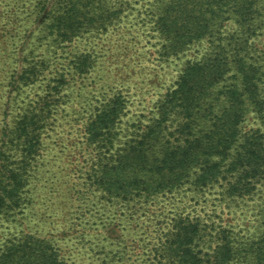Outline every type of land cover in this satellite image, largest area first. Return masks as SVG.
<instances>
[{
    "label": "rangeland",
    "instance_id": "obj_1",
    "mask_svg": "<svg viewBox=\"0 0 264 264\" xmlns=\"http://www.w3.org/2000/svg\"><path fill=\"white\" fill-rule=\"evenodd\" d=\"M73 1L81 24L62 39L54 27L58 0H0V163L20 157L22 143L10 131L20 112L52 103L18 205L0 210V260L29 239L52 246L63 264H166L165 238L177 217L188 216L208 226L203 247H213L216 230L225 228L236 247L230 264H264V175L243 196L228 195L219 181L120 200L93 184L100 155L84 126L95 107L121 95L117 144L127 142L156 118L164 93L188 61L205 55L209 42L165 56L154 29L159 0ZM251 41L264 72V34ZM83 59L86 71L79 73L75 64ZM29 69L40 72L23 85L19 75ZM61 74L65 80L58 83ZM262 80V110H249L242 126L264 138Z\"/></svg>",
    "mask_w": 264,
    "mask_h": 264
},
{
    "label": "trees",
    "instance_id": "obj_2",
    "mask_svg": "<svg viewBox=\"0 0 264 264\" xmlns=\"http://www.w3.org/2000/svg\"><path fill=\"white\" fill-rule=\"evenodd\" d=\"M58 6L61 14L54 27L62 39L69 38L79 30L80 9L73 0H58ZM154 29L162 39V55L181 52L204 38L208 50L185 64L175 86L160 100L156 118L127 142L117 144L121 95L95 107L84 126L87 141L100 155L90 176L93 184L108 198L120 200L153 197L185 184L201 190L219 181L230 196L251 193L264 175V138L257 128L244 130L242 123L249 110L260 112L263 105V65L251 53V39L264 34V0H159ZM85 63L75 64L79 73L86 71ZM38 72L23 70L19 78L28 85ZM64 80L61 74L57 82ZM36 105L24 108L10 130L22 148L18 161L0 163V210L18 205L52 103ZM205 227L198 219L177 217L163 243L165 263L230 264L236 253L230 231L217 229L215 245L203 247ZM51 247L26 239L0 261L63 264Z\"/></svg>",
    "mask_w": 264,
    "mask_h": 264
}]
</instances>
